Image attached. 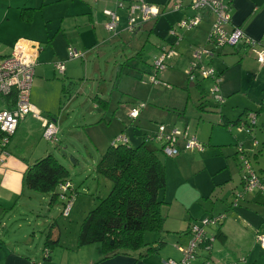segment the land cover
<instances>
[{
  "label": "rangeland",
  "instance_id": "374dc122",
  "mask_svg": "<svg viewBox=\"0 0 264 264\" xmlns=\"http://www.w3.org/2000/svg\"><path fill=\"white\" fill-rule=\"evenodd\" d=\"M35 1L39 4L37 6L41 7L43 0ZM46 2V5L35 11L34 20L30 22V24L33 23L31 26L34 31L44 27L45 24L48 27H54L53 29L63 27L59 29L62 36L59 35L60 37L48 43V49L54 51L57 47H62L69 39L71 47L83 52L85 57L73 59L82 66L73 79H68L66 84L68 89L64 93L57 92L55 95L53 92L46 96V91L37 86L36 80L32 86L31 101L38 104L40 102L42 106L47 101L57 116L61 118L57 143L47 142L40 137V125L36 121L27 127V131L23 130L14 136L10 148L14 157L31 163L52 152L61 163L68 167L69 180L78 190L74 196L77 197V202L73 204L71 215L65 216L63 200L58 198L51 203V193L38 191L33 193L26 188L25 192L32 193L34 198L33 200L25 198L24 201L21 199L17 208L21 209L20 206L24 203L30 208H22L21 212L25 210V214L14 212L16 208L10 209L0 224V232L7 231V235L12 237V239H6V243L11 244L16 240L13 237L20 236V233H15V230L19 229L16 222L27 224L29 220L31 224L34 223V227H30L27 234L36 236L33 237L34 247L30 249L31 252L34 248L42 251L52 222H56L54 224L56 231L61 233L60 242L70 244L74 241L78 223L92 208L96 207L97 191L104 194L102 196L108 194L103 182H99V179H105L104 181L108 183L111 181L102 175L98 178L94 168L102 153L119 136L120 138L128 137L129 142L136 146L143 141L144 131H157L160 124L168 130L176 128L184 130L185 127H189L190 133L196 134L198 141L204 145V150L195 151L196 153H189L188 150L182 151L178 156H170L160 151V155L165 160L176 161L178 159L177 163L181 165H176V170L186 175L185 182L189 181L186 185L193 187L196 181L204 180V184L211 186L210 191L214 188V193L218 195L219 199L214 197V200H209V203H213L211 207L206 204L208 201L206 199H201L202 204L193 205V216L200 218L203 212L207 213V210L213 208L214 218L220 217L216 223L219 224L222 221L224 223L228 215L232 213L228 215L219 213L228 210L231 199L235 194L242 193L244 190L245 162L249 160L257 171L264 168V108L261 109L262 102L264 107V77L262 69H253L247 65L248 69L254 71L256 75L253 74L243 79L244 75L237 63L240 56L234 52V47H223L222 49L227 53L214 56L215 58L213 57L214 59L210 61L213 67L220 70L223 67L221 60L228 64L227 68L222 69L223 73L220 75L222 80L220 93L225 96V102L219 104L213 95V92L219 94L218 91H213L214 79L205 77L201 73H198L195 80L189 81L187 78L193 54L191 50L201 42L200 37L205 31L203 27L206 26L209 30L212 23V19H204L202 26L192 30H185L178 25L180 20L183 21L195 14V10L188 6L190 0L185 1L184 10H174L173 1L169 2V0H134L136 4L147 3L157 5L161 9L165 7V12L159 16L157 21L153 19L145 23L143 29L137 32L128 28L127 18L121 19L116 30L108 29L107 20L105 21L102 13L103 7H100V0H46ZM2 3L5 4L4 8L8 9V2H0V6ZM14 4L17 6L16 2ZM15 6L12 7L9 18L5 12L0 13V53L8 52L13 36L26 25H30L22 22L19 15L20 9ZM117 7L115 5V12L125 15L124 8ZM92 8L100 10L102 21L99 20V23L91 21L89 17ZM152 26L153 30L150 32L149 29ZM174 30L180 36L173 33ZM76 40L79 41L78 46H75ZM202 46L200 45L197 50L202 49ZM163 48L175 49L176 54L167 59L165 67L157 72L161 81L152 82L151 75L156 72L154 63L163 53ZM57 52L59 55L63 54V51ZM205 61L208 62L209 59L205 58ZM208 66H210L209 63ZM56 75L63 76L57 73ZM141 76L143 78H140ZM52 87L53 85H50V91ZM234 89L235 91L232 92ZM229 92L232 93L229 94ZM96 95L111 100L110 107L105 109L99 106L98 102L94 101ZM201 98L206 103V110L198 108ZM134 108L139 109L140 114L137 117L130 116V110ZM246 108L249 115L243 116L241 126L235 124L229 129L219 124L222 115L235 120ZM40 109L45 111L42 107ZM100 119L102 121L98 123ZM162 145V142H155L158 148ZM188 157L204 161H207V157L208 165L206 164L207 167L203 168L200 161L184 160ZM215 166H217V171L213 173L212 169ZM173 172L174 169L169 168V175ZM168 180H170L169 177ZM248 195L253 197V200L249 207H246L247 209L237 208L240 214L243 211L257 212L258 206L263 205L264 198L260 190L255 189ZM167 209L165 206L164 212ZM48 220L49 223L46 224ZM37 222H40L42 226L38 227ZM195 225L196 221L191 223L190 227V233L193 236ZM206 229L210 233L215 230L214 227ZM33 230L36 234H32ZM43 230L44 233H41ZM40 235L43 236V240L39 241ZM170 237V234L166 233V241ZM211 237L213 243L217 239L216 235H211ZM173 240L177 239L173 238ZM18 245L27 247L24 242ZM173 246L177 249L176 244ZM186 249L189 251V248ZM18 250L21 251L20 248ZM200 250L201 244L193 249L196 258L199 257ZM22 252L27 254L26 249H22ZM207 256H210V253ZM75 257L78 259L86 257V252L85 254L77 252ZM169 260L177 264H191L195 259L188 257L186 260L184 254L181 260L169 258L165 264ZM49 262L46 261L47 264ZM241 262L239 261V264Z\"/></svg>",
  "mask_w": 264,
  "mask_h": 264
},
{
  "label": "crops",
  "instance_id": "0c3cea01",
  "mask_svg": "<svg viewBox=\"0 0 264 264\" xmlns=\"http://www.w3.org/2000/svg\"><path fill=\"white\" fill-rule=\"evenodd\" d=\"M0 2H8V9L4 8L5 6L4 3H2V5L0 6V13L2 11L5 12L6 15H8V18L10 17V14L12 12L11 11L12 7L15 6L14 2H16L17 5L15 7L19 9L23 5H30L36 7L38 10L39 8L47 4L46 0L42 1L41 7H38L39 4L35 0H0ZM115 5L116 7L118 6L117 8H121L118 0H100V7L101 8L103 7L102 13L104 14L105 21L107 20L105 11L106 10L115 11L114 9ZM93 10L94 12H91ZM91 11L89 12L90 15L89 17L91 21L97 23L100 22L99 20L102 21L101 18L102 15H100V10L96 8H92ZM231 13H232L233 23L236 26L241 27L248 37L254 39L264 38V0H233ZM32 21L29 22L22 21V22L30 24V22ZM32 24L26 25L24 29H21L20 32H17L13 36L8 46V50H7L8 52H1L0 55L3 56L9 55L18 39L23 38L30 40L32 42V46L40 47V51L38 53V58H37V65L35 68V79H34L37 81V86L40 89L43 88V90L46 91L45 92L46 96L49 95V93L52 94L53 92L55 95L57 94V92L64 93V91L68 89L67 88L68 86L66 85L68 79L69 78L73 79L74 75H76V72H78V70L80 69V66H82V64L74 61L76 60L75 58H84L85 54L82 52L83 56L70 57L69 48L73 49V47H71V41H69V39L65 41V44L62 47H57L56 50L50 51L47 47L48 43H51L54 39H56L60 35L61 30L59 29H62L63 27L58 29H53L54 27L52 26L48 27V25L45 24L44 27L37 28L36 31H34L33 27L31 26ZM203 24H201V26ZM207 26L209 27L208 24ZM25 28H27V30ZM206 28H207L206 26L203 27L205 31L202 32V36L200 37L201 42L198 43L199 45L193 47L191 50V52L193 53L191 55L192 56L191 63L195 58L194 55L196 51H198L197 48L200 45H203L202 48L210 47L208 38L211 31V27L209 28V30H207L208 28L207 29ZM77 42L79 41L76 40L75 46H78ZM205 43H207L206 46ZM41 45L43 46V48ZM222 48L223 47L214 51L215 57L227 53V51ZM74 49L78 50L75 47ZM259 49L260 48H257V51ZM57 51H63L62 52L63 54L59 55ZM234 52L237 53L238 56H240L237 63H239L238 67H240L241 72L244 75L243 79L246 77L249 78L253 74L254 76L256 75L254 71H250L248 69L249 65L253 69L255 68L262 69V73L264 77V63L258 62V58L256 54L257 52L255 48L239 46L235 48ZM58 62L65 63L64 72H61L56 68V64ZM221 62L223 63L222 69L227 68L228 64L222 60ZM207 63H209V65L212 66L210 64V61H208ZM222 69L220 70L216 68L217 73H220L221 75L223 73ZM56 73L59 76H62L61 74H63L64 77L63 76L58 77ZM61 82L63 83L61 84ZM50 85H53L51 91H50ZM234 91L235 89L232 92ZM232 92H229V94ZM99 97L101 99H106L101 96ZM32 103L37 107L38 110H40V112L43 115L48 116L47 115L48 113L56 114L53 111V108L48 105L47 101L45 102L44 106H42L40 102L38 104L32 101ZM110 105H111V100H110ZM40 107L45 109V111L41 110ZM55 120L58 127H60L61 124L60 116H58L57 119ZM36 121L39 122L40 125L39 134L40 137L43 139L42 123L40 120L36 119L33 116L31 117L27 116L25 119H23L20 122L16 135L18 134V132H22L23 130L27 131L28 129L27 127L31 126V124L35 123ZM101 121L102 120L100 119L97 122L101 123ZM195 151H199V150L197 149L189 150V153H196ZM13 155L14 154H12L11 152V155L7 157L6 161L5 160L0 161V224L10 209L16 208L14 212L16 211L20 214H25L24 213L25 210L21 212L22 208L26 209L30 207H27V205L24 203V205L20 206L21 209H19L17 208L19 206V202L21 201V199L24 201L28 198L30 200H33L34 198L32 193L25 192L26 187L24 182V173L28 168V166L32 163L27 160H22L17 157H14ZM190 158L188 157L184 160H189ZM190 160H192L193 162L200 161L202 167L204 168L207 167L209 159H207L206 157L207 161H204L203 159H196L193 157ZM165 161H166L167 176L170 178L169 185L167 187V190L165 191V198L170 201V204L166 205L168 209L167 211H165V214L167 216L165 228H166V233L170 234L171 237L167 240L164 246H162L161 249H159L158 252L151 253L143 258L138 259L136 257L121 255L102 261L98 264H165V261L169 258H173L175 260H181L182 256L184 257L185 252L183 248L193 240V235H191L190 233V226H191L190 223L193 220L201 219L206 214V212H203L202 217L200 218L194 217L192 214L193 205L201 204V199H203L205 196H208L210 194L211 186L209 187L208 184H204L205 182L204 180L202 182L196 181L193 187L191 185H186L189 182V181L187 183L185 182L187 179L186 175L176 170V165H181V163H177L178 159L176 161H172V160L170 161L169 159ZM169 168L171 170L174 169V172L170 173L171 177L169 175ZM216 168L217 166L213 167L212 169L213 173H216L217 171ZM104 180L105 179L100 178L99 182H103L104 187L106 189L105 191L107 192L109 191L111 184ZM69 182L71 183L72 187L76 188L75 185L70 180ZM174 184H176L175 187ZM29 192L34 193V191L32 190ZM97 195L102 196L104 194H101V192L98 190ZM252 200L253 197L247 195L245 197V201H243L244 203L243 206H240L238 208H242L244 210L247 209L249 207V204H251ZM76 202H77V197H74L73 204L75 205ZM206 204L209 207H211L213 203H209L208 201L206 202ZM262 204H263L262 206H258L257 212L252 211L251 213H247L246 211H243V213L240 214V212L237 209L231 212L232 214L230 216L228 215L223 225L221 226V229L228 236V241L226 243H221L219 239H216L215 241H213L211 249L201 248L199 257L195 258V260L191 264H225V263L237 264V262L239 261H242L241 263L243 264H264V248L261 246L259 241V236L264 234V201ZM82 221L78 223V230L76 229L77 230L76 239L72 241L70 244H67L66 242L64 243L60 242L61 245L63 246H57L56 248H54L53 258L48 264H96V261H98L101 258L102 253L100 251V247L98 244L83 246L80 248L77 246L76 240L78 237V233ZM48 223L49 220L46 222V224ZM16 225H19V229L15 230V233H20V236L13 237L16 240H14V242H12L11 244L6 243L7 241L6 239L8 238L12 239L11 236L7 235L8 232L7 231L0 232V247L2 248L0 249V264H47L46 260L42 257L43 255L42 251H40L37 248H34L32 252L30 250L32 247H34L33 245L34 236L27 234V231L30 229V227H34V223L31 224V221L29 220L27 221V224L24 223L21 224V222H19L18 224L16 222ZM211 225L210 227L215 228V224H211ZM37 226L41 227L42 224L40 222H37ZM217 228L218 227H216L215 231L212 232V235L213 233L214 234L216 233ZM54 232L55 229L53 231V235ZM41 233H44V230L41 231ZM32 234H36V231L33 230ZM173 238L177 240H173ZM40 239L43 240V236L40 235L38 240L40 241ZM23 242L25 245H27V247L26 246L21 247L18 245V244L22 245ZM174 244L177 245V249L175 248V246H173ZM14 245L18 246L21 251L19 252L18 250L19 248H16ZM153 247H158V245L154 244ZM22 249L24 250L26 249L27 254H24L22 252ZM77 252H83L84 254L86 252V257H82L78 259L77 257H75V254H77ZM209 253L210 256H207V254ZM208 258L211 259L207 260Z\"/></svg>",
  "mask_w": 264,
  "mask_h": 264
},
{
  "label": "trees",
  "instance_id": "16d2710c",
  "mask_svg": "<svg viewBox=\"0 0 264 264\" xmlns=\"http://www.w3.org/2000/svg\"><path fill=\"white\" fill-rule=\"evenodd\" d=\"M133 1L134 0H128V2H126L127 6L123 7L125 15L119 14L120 21L122 18L128 19V4ZM36 10L37 8L34 6H21V19L27 22L32 21ZM159 16L160 14L156 16L154 20L157 21ZM106 17L108 21L109 17L107 15ZM203 22L201 24H203ZM144 24L145 23L135 25L132 29L133 32L143 29ZM128 28L131 29L129 25ZM149 30L151 32L153 26L150 27ZM71 49L72 48H69V52ZM218 49L220 48L215 50ZM1 56L3 55H0V57ZM218 75H220V73H218ZM140 78H143V76ZM187 78L191 81L190 77L187 76ZM196 85L200 86V84ZM214 98L219 104L225 102V96H223V101L217 99L215 96ZM94 101L96 103L98 102V104L105 109L110 107L109 99H101L96 95ZM15 102L16 97L14 94L0 96V108L11 109L15 106ZM262 105L263 102L261 103V109L264 108ZM198 108L200 110H206V103L203 101V98L200 99ZM47 115L51 119H57L58 117L57 114L54 113H48ZM244 115H249L247 108L235 120L229 119L226 115H222V120L219 124L226 128L235 124L241 126ZM245 122L247 123V120H245ZM161 125L162 124L157 128V131H144L142 135L143 141L136 146H133L129 142L128 137L116 138L117 140L114 139L94 165L97 176L102 175L107 180H110L111 187L106 196H96V207L89 211L81 223L77 237V246L80 248L98 244L102 256L96 261V264L121 255L140 259L151 253L158 252L167 242L165 228L167 216L164 212V208L166 205L170 204V201L165 198V191L169 185V180L166 161L160 155L161 152L164 153L165 148V141L160 137V133H157ZM5 135L6 133L0 130L1 141ZM15 135L16 133L10 136L6 143L5 148L8 151H11L10 146ZM155 142H162L163 145L158 148L155 146ZM183 149L184 148L180 147V153L186 151ZM180 153L173 156H178ZM241 166L244 167V165ZM258 173L264 182V168L260 169ZM69 175L70 171L68 167L61 163L57 157L50 152L28 166L24 173L25 187L32 191L51 193L50 202L53 203L60 198L63 200L65 207L69 201L67 198H74L78 192V190L72 186L65 193L61 190L60 185L69 181ZM238 194L240 193L235 194L231 199L229 209L220 212V214L228 215L238 207L243 206L245 198L240 199L236 203ZM242 194H245V190H243ZM63 195L66 198L63 197ZM214 197L219 199L218 195L214 193L213 188L210 194L203 199L209 201ZM71 211L72 208L70 209V213ZM212 213V209L207 210V213L201 219L193 220L191 223L196 221L197 224L202 225V220L205 217H209L210 219L215 217ZM55 223H51L49 232L46 234L44 248L42 249V257L46 261L52 260L54 248L63 246L60 243L61 233H57L56 226L54 225ZM216 224L215 228H218L213 235H216V238L219 239L221 243H226L228 241V236L221 229L223 221ZM210 225L205 226V235L198 241V245L201 244V248L203 249H209V245L212 243V233L206 229L210 227ZM54 229L55 232L53 235ZM154 244H157L158 247H153ZM238 263L239 262H237V264Z\"/></svg>",
  "mask_w": 264,
  "mask_h": 264
},
{
  "label": "built area",
  "instance_id": "2783aa9c",
  "mask_svg": "<svg viewBox=\"0 0 264 264\" xmlns=\"http://www.w3.org/2000/svg\"><path fill=\"white\" fill-rule=\"evenodd\" d=\"M118 1L121 8H123L125 3L128 2L126 0ZM170 1H173L174 10L185 9L184 4L186 0H169V2ZM231 2L232 0H190L188 6L195 10V14L188 16V18L183 21L180 20L178 23V25L185 30H192L199 27L201 23L205 21L204 19H212L211 31L208 38L211 47H203L196 51L194 55L195 58L193 59L187 74L191 80H195L198 73H201L205 77L213 78L216 83L213 91H218L219 94H216L215 92L213 93L217 99L222 101L224 100L223 94L220 93V83L222 80L220 79L216 68L208 66L205 58H208L209 61H211L214 56V51L217 48L225 46L237 48L243 46L255 48L258 62L264 63V38L254 39L248 37L241 27L236 26L233 23ZM128 5V25L131 29H133L135 25L147 23L159 14L161 15L165 12V7L161 9L157 5H150L147 3L136 4L130 2ZM105 14L109 17L106 27L110 30H116L119 26L120 15L113 10H106ZM173 33H176V31L174 30ZM176 35L180 36L178 32ZM257 48L260 49L257 51ZM163 49V53L154 63L156 72L154 75H151L152 82L161 81L157 76V72L165 67L167 59L176 54L175 49ZM39 51V46L34 47L30 40L21 38L16 41L9 55L0 57V96L14 94L16 97L15 106L13 108H0V130L6 133L5 137L0 142V161H4L11 155V152L5 148L6 143L8 142L9 137L17 132L20 122L29 115L41 121L43 127L42 137L45 141L52 143H57L58 141L59 127L56 120L43 115L31 101V90L35 78V68ZM79 56H83V54L76 49L70 50V57ZM56 68L59 71L64 72L65 63L58 62ZM139 114L140 112L137 108L130 110L131 117H137ZM157 133H160V137L165 141L164 152L170 156L180 153V147L184 148L183 150H204V145L198 141L196 134L190 133L189 127H185L184 130L179 128L168 130L164 125H161ZM117 138L119 139L120 136ZM243 183L245 194H238L236 203L240 199L245 198L249 193H253L255 189L260 190L263 193L264 198V182L249 160L245 162ZM70 187L71 183L69 181L60 185V188L64 193ZM63 197L65 196L63 195ZM73 199L74 198H67L69 201L63 209L64 215H69L70 209L73 205ZM219 219L220 217L212 219L205 217L202 220V225L196 223L193 240L186 246V248H189V251L184 248L186 260L188 257L196 258V253L193 252V249L198 245L199 239L205 235V226L216 224ZM259 241L264 248V234L259 236ZM167 264L177 263L173 260H169Z\"/></svg>",
  "mask_w": 264,
  "mask_h": 264
},
{
  "label": "water",
  "instance_id": "95a60500",
  "mask_svg": "<svg viewBox=\"0 0 264 264\" xmlns=\"http://www.w3.org/2000/svg\"><path fill=\"white\" fill-rule=\"evenodd\" d=\"M73 157V156H72Z\"/></svg>",
  "mask_w": 264,
  "mask_h": 264
}]
</instances>
